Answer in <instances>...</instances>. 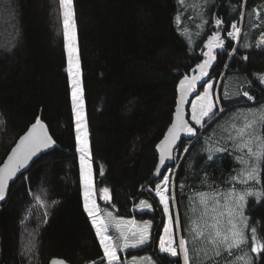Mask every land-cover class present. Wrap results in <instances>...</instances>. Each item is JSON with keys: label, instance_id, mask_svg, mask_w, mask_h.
Listing matches in <instances>:
<instances>
[{"label": "trees", "instance_id": "16d2710c", "mask_svg": "<svg viewBox=\"0 0 264 264\" xmlns=\"http://www.w3.org/2000/svg\"><path fill=\"white\" fill-rule=\"evenodd\" d=\"M245 5L247 27L253 10L262 12L250 48L235 46L226 37ZM262 5L264 0H218L208 32L192 52L176 24L178 0H73L95 182L112 190L106 206L118 216L135 215L133 207L141 198L153 201V213L137 216L154 221L149 251L158 264H183L180 257L156 253L164 215L147 190L161 181L151 178L159 163L157 147L174 121L180 81L197 73V65L206 59L208 38L219 32L224 49L215 51L207 82L224 70L240 75L256 99L252 105L264 103V83L259 79L264 75V44L257 46L264 33ZM216 19L223 20L219 28ZM244 101L224 103L226 112L202 134H212L213 125ZM37 118L49 125L58 147L36 160L0 202V264H50L56 257L71 264H101L103 248L83 207L60 2L0 0V166ZM191 124L197 136L200 129ZM191 139L179 146L180 162L168 168L175 169L182 225L181 200L207 183L225 184L240 166L227 151L216 152L218 160L206 167L211 154L207 141L200 135L185 154ZM198 146L205 148L191 167L188 162ZM261 177L264 190V173ZM246 215L249 228L256 227L264 237V197L261 202L249 199ZM255 264H264V253Z\"/></svg>", "mask_w": 264, "mask_h": 264}, {"label": "snow or ice", "instance_id": "6c2138e0", "mask_svg": "<svg viewBox=\"0 0 264 264\" xmlns=\"http://www.w3.org/2000/svg\"><path fill=\"white\" fill-rule=\"evenodd\" d=\"M62 8V23L63 35L67 48V71L71 78L72 85V104L75 111L76 119V140L77 150L80 153V170L83 179V207L88 216L91 217L92 224L95 225L96 235L99 237V243L103 248V258L101 264H104L106 258L107 264H121L118 249L138 248L149 243L151 221L144 224L135 235L138 238L135 242L129 244L127 237L121 232V238L124 240L122 245H117L111 235H108L109 224L103 217L99 215V208L96 203V189L93 181V168L91 163L92 153L88 139V125L84 112L83 86L81 80V62L79 49L77 44V24L75 19V11L73 0H59ZM183 4L184 0H179ZM207 3V0H204ZM193 10L197 4L191 5ZM253 14L258 18L260 10L254 9ZM240 20H244V14L238 13ZM251 15V14H250ZM177 21L180 16L176 17ZM206 23V22H205ZM215 24L219 28L223 24V20L216 19ZM253 26H258L254 24ZM232 31L227 32V36L239 40L242 35L241 28L237 23H231ZM185 35L187 30H185ZM264 44V33L261 34V40L257 46ZM247 47V45H245ZM208 51L204 53L206 59L203 63L198 64L199 75L185 76L180 81V100L176 108L175 122L168 129V134L161 141L158 147L160 148L159 164L165 165L167 159H175L172 154L173 146L180 138V133H185L188 136H194L196 128L192 127L184 118L182 105L186 103V97L195 91L198 81H203L201 87L206 84L207 87L202 95H197V103L191 106V120L203 128L204 118L212 120L217 115V111H224L223 108L216 109L213 101L212 89L213 85L204 80L207 77L212 63L215 61V51L224 49V40L221 39L220 33L216 32L208 38L206 45ZM236 51L235 48L232 49ZM247 59V57H244ZM264 83V76L259 77ZM244 97L249 100L254 99L248 92L243 93ZM248 115L252 116L249 120L244 117L243 125L239 128L235 124L232 125V130L235 135L229 134L228 139L233 142L234 151L241 153L235 156V160L241 165L236 175L232 176L228 183L231 185L227 192H200L197 193L199 203L202 206V212L197 219H194L188 229V238L180 236L177 240L174 233V219L172 214H169L168 227L164 229L165 237L159 239L160 251L176 257L182 254L183 264H205L206 261L212 260L216 264L215 258L220 257L223 253L232 256L235 251H239L243 246L252 241L251 252L256 254L264 253V237L258 236L257 228H249L248 218L244 215V207L247 203V197L253 196L257 199L264 197V191H237L235 185H248L250 182L261 183V176L264 173V106L260 109H248ZM2 123V121H0ZM55 144L52 136L48 133L47 126L39 118L36 119L29 131L20 138L19 143L12 150V154L8 157L7 163L3 168H0V199L4 198L8 182L13 179L20 169L28 164L33 156L42 150L50 148ZM187 152L188 149L184 148ZM216 151L224 152L226 149L220 148ZM212 159V155L208 156ZM168 173H173L172 169H166ZM103 173L101 172V175ZM156 174L161 178V183L156 185L155 193L159 197V202L163 205V210L169 213V202L175 199V184L173 175L162 174L161 167H157ZM206 182V181H205ZM181 189L183 184L180 185ZM104 199L110 200L109 189L104 188ZM223 199V203H221ZM53 204L56 201L52 202ZM142 211L150 210L151 205L145 204ZM195 212V208H193ZM111 216V213L108 214ZM201 221H203L201 223ZM175 224H179V214L175 216ZM120 228V222L116 224ZM202 247H197V244ZM179 249V253H178ZM211 253V254H209ZM235 262L240 264H251L248 253L242 256H237ZM234 262V264H235ZM53 264H63V262L53 261ZM95 264V262H93Z\"/></svg>", "mask_w": 264, "mask_h": 264}, {"label": "rangeland", "instance_id": "374dc122", "mask_svg": "<svg viewBox=\"0 0 264 264\" xmlns=\"http://www.w3.org/2000/svg\"><path fill=\"white\" fill-rule=\"evenodd\" d=\"M218 0H207V3H204V0H184V3L181 4L179 3V12L177 13V16H180V20L177 21L176 19V24L179 30L182 32V34L186 37V39L189 42L190 49L192 52L196 50L197 45L200 43L201 40L204 39L208 32V28L211 22L212 14L214 11V8L217 4ZM179 2V0H178ZM193 3L197 4V7L195 10L191 7ZM264 7V5H262ZM259 9V8H257ZM260 10V16L259 18L251 13L252 17L250 20V27L246 26L247 22V8L246 5L242 8V12L244 14V20L241 21L240 17L235 21V23L238 24V26L241 28L242 35L239 38V40H234L226 35L228 40H231L235 43V46L242 44L244 47L247 45L246 48L251 47V34L257 26H253L254 24L260 23L261 20V9ZM176 16V17H177ZM264 17V16H263ZM206 22V23H205ZM185 30H187V34L185 35ZM229 31H232V28L230 27ZM245 38V39H244ZM244 40V41H243ZM243 41V42H242ZM206 43V42H205ZM78 44V40H77ZM207 45V43H206ZM79 49V48H78ZM264 76V75H263ZM208 83H211L213 85L212 91V98L214 101V104L216 105V109L218 110L219 108H223L224 111L220 112L217 111V117L215 116L214 119L220 117L224 112H226L227 107H225L224 103L228 102H236L238 100H245L242 103L244 106L238 107L234 109L233 111L229 112L226 116H224L222 119H220L215 125H213V128L211 129L212 134H201L202 137H204L205 142L207 141V149L211 152L212 159L207 160L204 162L206 163V167L213 164L216 160L215 154H217L216 151L217 149L224 148L226 151L221 152V153H226L227 151L232 152L235 156L240 155L238 151H234L233 149V142L228 139L229 134L235 135L234 131L232 130V125L235 124L237 128L241 127L243 125L244 117L247 116L249 120L252 119V116L248 115L247 110L248 109H260L262 106H264V103L259 104V105H252L253 103L256 102V99L251 93L249 92V87L248 83L245 80L244 77L237 75V74H228L226 70H224L220 77L218 78H213L211 79ZM207 85L205 84V87L203 91H201L200 94L202 95L204 93L205 88ZM244 92H248L250 96L254 97V99L249 100L247 97L243 96ZM197 95L192 99L191 106L193 103H197L196 99ZM83 100H84V112L85 116L87 119V112H86V104H85V98H84V90H83ZM248 104V105H246ZM246 105V106H245ZM191 106H190V120H191ZM232 106V105H231ZM75 113V111H74ZM219 114V115H218ZM212 119V121L214 120ZM192 121V120H191ZM210 122L207 117L204 118V127L201 128L199 125H197L194 121H192L193 124H195L196 127H198L200 130L204 129L206 127V123ZM200 137V135L195 139H191L188 141V146L187 149H190L193 145V143ZM194 140V141H193ZM193 141V142H191ZM226 141V142H224ZM191 144V145H190ZM190 145V146H189ZM204 145V144H203ZM205 148V146H204ZM202 146H198L197 149L194 150V152L191 155V158L189 159V166L194 167L196 164V161L198 163V158H200L201 153L203 152L204 149ZM188 152V151H187ZM185 152V154L187 153ZM80 155V153H79ZM210 155V154H209ZM208 155V156H209ZM183 157V156H182ZM181 155L179 149L177 150L176 154V163H179L181 160ZM91 163H92V158H91ZM239 164V163H238ZM240 165V164H239ZM241 165L236 168V172L232 175H236V173L239 171ZM93 168V166H92ZM173 170L174 173V184H175V169L170 168ZM173 173H166L168 175H173ZM231 176V177H232ZM230 177V179H231ZM204 178L208 179L207 176L205 175ZM229 179V180H230ZM197 180V179H196ZM195 180V181H196ZM228 180V181H229ZM93 181H94V186L96 189V203L99 208V215L105 219V221L109 224L108 228V235H111L113 238V241L117 245H122L124 243V240L121 238V232L124 233V235L127 237V242L129 244L135 242V240L138 238L135 233H138V230L144 226V224L148 221H151V228H150V240L149 243L138 248H128L126 250L124 249H118V255L120 256L121 264H158V261L154 257V254L150 252L149 250L152 247L153 243V236H154V221L152 219H145L139 218L137 216L138 213L144 214V213H153L155 211V207L153 205V201H150L148 198H141L137 201V203L133 207V212H135V215L131 217H122L118 216L112 209H110L108 206H106V203L110 202L112 199V190L107 186V185H101L99 186L95 182V172L93 168ZM197 183H200V180H197ZM228 181L225 184L221 183H216V182H210L207 183L209 186H205L204 188L200 189H195L192 191L186 198H183L182 201V215H183V225L182 223V218L181 214L179 211V206H178V193L177 189L175 187V199L170 200L169 202V213L164 212L163 210V205L159 202V197L155 193V188L153 187H148L147 190L152 192V195L154 196V199L158 203L159 207L161 208V211L164 215V226L162 230V234L160 238L165 237V232L164 229L168 227L169 224V214H172L173 219H174V233L175 237L178 240L180 236H185L188 238V229L189 226L191 225L192 221L194 219H197L202 212V206L199 203V198L197 197V193L200 192H208V193H213V192H227L231 185L228 183ZM161 181L158 183L160 184ZM176 186V184H175ZM237 191H244V190H250V191H264L263 190V185H262V177H261V183L256 184L250 182L248 185H241L237 183L235 185ZM107 188L109 189V195H110V200H105L103 189ZM254 198L257 202H261L263 197L260 199H257L256 197L249 196L247 197V203L243 209L244 215L248 218L246 215V207L249 202V199ZM145 202V204H150L152 207L150 210H145L142 211L141 209L144 208V205L141 204V202ZM221 203H223V199H221ZM193 208H195V212L193 211ZM111 213V216L108 214ZM179 214V224H175V216ZM117 222H120V228L116 227ZM203 221H201L202 223ZM249 222V218H248ZM95 226V225H94ZM251 244L252 241L249 239V243L245 246H243L242 249L239 251H235L232 256H228L227 253H223L220 257L215 258L216 264H234L235 258L237 256H242L245 253H248L249 258L251 260V264H255L257 257L259 256L256 253L251 252ZM156 253H162V254H167L162 251H160L159 248V242L156 245ZM197 247H202L201 244H197ZM148 250V251H146ZM142 251L141 253H139ZM179 253V249H178ZM211 254V253H209ZM169 255V254H167ZM170 256V255H169ZM172 257V256H171ZM182 258V254L176 256ZM183 260V258H182ZM105 264H107V260L105 258ZM205 264H213L212 260L206 261ZM235 264H240V262H235Z\"/></svg>", "mask_w": 264, "mask_h": 264}, {"label": "water", "instance_id": "95a60500", "mask_svg": "<svg viewBox=\"0 0 264 264\" xmlns=\"http://www.w3.org/2000/svg\"><path fill=\"white\" fill-rule=\"evenodd\" d=\"M213 67H214V66H213V63H212L211 68L208 70L209 74H208L207 77H204V80H207V78L209 77V75H210L211 70H212ZM195 75H199V69H198V68H197V73H196ZM202 83H203V81H198V82H197V84H196V88H195V91L192 92L191 94H189V95L185 98V99H186V103H185L184 105H182V108H183V111H184V118H185V120L188 121V123H189L191 126H192V124H191V120H190V111H189V109H190V106H191L192 99L196 96V94H197V89L201 86ZM179 100H180V88H179V94H178V102H177V105L179 104ZM176 108H177V107H176ZM227 109H228V108H227ZM175 113H176V112H175ZM218 118H219V117H218ZM218 118H216V119H218ZM175 119H176V117H175V115H174V121H173V122H175ZM216 119H214L212 122H210V123L204 128V129L200 130V133H199L197 136H188V135H186L185 133H180V138L177 140L176 144L173 146V151H172V154H173V156L175 157V159H174V160H173V159H167V160L165 161V165H164V166H161V165L158 163V166H157V167H161V173L163 174L164 171H165L166 169H168L171 165H173V164H175V163L177 162V160H176L177 150L179 149V146L181 145V143L183 142L184 139H189V138H192V139L195 138V139H196L199 135H201V134L204 132V130H205L209 125H211L212 123H214V122L216 121ZM40 120H42V119H40ZM42 121H43V120H42ZM43 123L47 126L48 133L52 136L53 140L55 141V144L52 145L50 148L45 149V150H42L41 152L37 153V155L33 156L32 159L29 160L28 164L25 165L24 168L20 169V171L17 172L16 176L8 182V187H7V189H6V192H5L4 198H3V199H0V202H4V201L7 200L8 196H9V193H10L11 185H12V184H13V183H14V182H15V181H16V180H17V179H18V178L24 173V172L28 171V170L31 168V166L34 164V162H35L36 160H38L42 155H44V154H46V153H48V152H50V151H53L56 147H58V143H57V141L55 140L54 136L52 135L49 125H48L45 121H43ZM30 127H31V126H30ZM30 127L28 128V130H27L23 135L20 136V138H21L22 136H24V135L29 131ZM192 127H193V126H192ZM167 134H168V131H167L166 135H167ZM166 135H165V136H166ZM20 138L17 140V142L15 143V145L12 147V149H11L10 152L8 153L7 157L5 158L4 162L1 164L0 168H3L4 164L7 163V161H8V157L12 154V150H13V149L16 147V145L19 143ZM164 138H165V137H164ZM164 138H163V140H164ZM163 140H162V141H163ZM193 141H194V140H193ZM193 141H191V142H193ZM160 143H161V142H160ZM160 143H159V145H160ZM190 145H191V144H190ZM190 145H189V146H190ZM189 148H190V147H189ZM157 150H158V152H159V156H160V148L157 147ZM188 150H189V149H188ZM184 156H185V155H184ZM158 178H160V177L156 174V171H155V173H154V175L152 176L151 180L158 179ZM53 261L63 262V264H71V263L68 262L66 259H64V258H59V257L53 258V259L51 260L50 264H53Z\"/></svg>", "mask_w": 264, "mask_h": 264}, {"label": "built area", "instance_id": "2783aa9c", "mask_svg": "<svg viewBox=\"0 0 264 264\" xmlns=\"http://www.w3.org/2000/svg\"><path fill=\"white\" fill-rule=\"evenodd\" d=\"M231 38V37H230ZM232 39H234V38H232ZM234 40H237V39H234Z\"/></svg>", "mask_w": 264, "mask_h": 264}, {"label": "crops", "instance_id": "0c3cea01", "mask_svg": "<svg viewBox=\"0 0 264 264\" xmlns=\"http://www.w3.org/2000/svg\"><path fill=\"white\" fill-rule=\"evenodd\" d=\"M233 106H235V105H232L231 107H233Z\"/></svg>", "mask_w": 264, "mask_h": 264}, {"label": "flooded vegetation", "instance_id": "af4514ba", "mask_svg": "<svg viewBox=\"0 0 264 264\" xmlns=\"http://www.w3.org/2000/svg\"><path fill=\"white\" fill-rule=\"evenodd\" d=\"M207 43H208V41H207ZM218 50V49H217ZM212 122V121H211Z\"/></svg>", "mask_w": 264, "mask_h": 264}]
</instances>
